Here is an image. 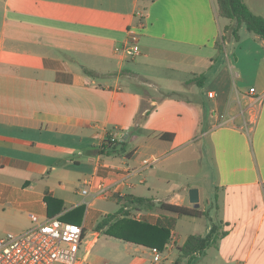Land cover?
<instances>
[{"label": "crops", "instance_id": "0c3cea01", "mask_svg": "<svg viewBox=\"0 0 264 264\" xmlns=\"http://www.w3.org/2000/svg\"><path fill=\"white\" fill-rule=\"evenodd\" d=\"M215 2L0 0V236L50 217L46 194L62 201L51 216L83 205L85 233L96 200L133 195L205 212L191 216L208 221L190 234L215 225L216 241L186 257L179 247L190 234L178 245L174 225L175 264H264V47L244 26L223 39L228 20ZM244 2L264 17V0ZM129 32L139 34L133 57L115 50ZM107 135L127 138V155L90 154ZM199 138L216 173L207 192L169 179L196 163ZM136 214L154 222L160 211Z\"/></svg>", "mask_w": 264, "mask_h": 264}, {"label": "trees", "instance_id": "16d2710c", "mask_svg": "<svg viewBox=\"0 0 264 264\" xmlns=\"http://www.w3.org/2000/svg\"><path fill=\"white\" fill-rule=\"evenodd\" d=\"M217 15L227 19L228 23L223 27L221 37L224 39L227 35L238 38V30L244 26L246 30L254 35L264 47V17L253 13L244 0H216ZM85 74L96 77V74L85 69ZM149 110L143 116H135L133 130L139 131L140 123L145 120ZM127 138H117L107 135L99 144L93 145L89 153L103 156H121L127 151ZM126 200L115 213H106L96 223L95 229L103 231L106 235L122 239L128 243H135L147 247H156L160 251L166 249L167 244L172 239L171 230L173 229L176 217L180 216H201L206 213L196 208H189L183 205L173 204L167 201L154 202L152 198L125 195ZM47 203L48 215H53L62 207V201L48 194L44 196ZM137 209L159 210L160 216L154 222L147 219H135L133 212ZM84 206L79 205L64 213L60 219L72 223H80ZM215 225H212L209 232L204 235L190 234L186 237L184 243L179 247L181 256H192L195 253L202 252L208 246L216 241Z\"/></svg>", "mask_w": 264, "mask_h": 264}, {"label": "rangeland", "instance_id": "374dc122", "mask_svg": "<svg viewBox=\"0 0 264 264\" xmlns=\"http://www.w3.org/2000/svg\"><path fill=\"white\" fill-rule=\"evenodd\" d=\"M125 67H128L127 63H125ZM139 71L142 72V68ZM206 84L208 87L212 86V83ZM235 84L236 82L234 81V85ZM173 86L174 84L172 85V91L186 95L183 90H180L178 87L173 88ZM152 89L153 88H150L151 91ZM194 145L201 150L199 157L198 154L196 156V163L193 166L191 164L187 166V168L190 169L188 172L184 171L181 175H170V183L175 182L177 185L181 186L197 184L201 185L203 189L205 188V192H207L209 187H212L211 183L213 182V176H216L213 168L212 153L210 154V150H204L205 145H207V139L199 138L195 141ZM188 153L189 152L187 151L185 152L186 157H188ZM203 174H206L208 178H203ZM210 190H212V188H210ZM135 192L147 196L154 195L153 192H147L143 186L137 189V191L135 190ZM157 195L161 197V194ZM120 204L121 201L117 198H111L109 200L98 199L90 207L89 214L86 218V239L79 246L77 252L80 264H175L174 260L178 255V251L176 243L173 244L171 240L167 244L166 249L161 251L160 260L157 262L152 260V254L149 249L150 247L128 243L122 239L106 235L103 231H99L95 241H93V237L95 236L94 233L97 232L95 229V223L100 220L104 212L115 213L121 206ZM132 215L136 216V211L133 212ZM207 221L208 220L205 217H202V219H193L191 216H180L173 229L175 236L177 234L180 236L177 244H181L188 234L195 231H202ZM171 244H173L172 247H170ZM86 251V257L83 258ZM198 262L199 260H195L190 264H197Z\"/></svg>", "mask_w": 264, "mask_h": 264}, {"label": "built area", "instance_id": "2783aa9c", "mask_svg": "<svg viewBox=\"0 0 264 264\" xmlns=\"http://www.w3.org/2000/svg\"><path fill=\"white\" fill-rule=\"evenodd\" d=\"M138 37V33L129 32L123 48L115 50L126 57L135 56L139 52ZM207 95L212 97L215 93L208 91ZM94 187L96 196L106 197L109 188L104 182ZM81 192L87 194L86 189ZM31 219L35 223L32 227L21 232H7L0 237V264H80L77 252L86 239L84 224L64 221L58 216L46 217L41 222L34 215ZM150 251L152 260L159 261L161 251L156 247H151Z\"/></svg>", "mask_w": 264, "mask_h": 264}, {"label": "water", "instance_id": "95a60500", "mask_svg": "<svg viewBox=\"0 0 264 264\" xmlns=\"http://www.w3.org/2000/svg\"><path fill=\"white\" fill-rule=\"evenodd\" d=\"M189 199L193 203L194 207H198V196L195 188H191L189 190Z\"/></svg>", "mask_w": 264, "mask_h": 264}]
</instances>
